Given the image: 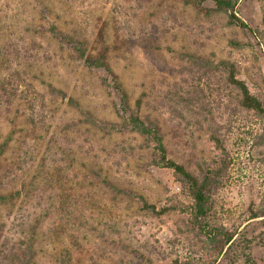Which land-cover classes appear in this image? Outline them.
<instances>
[{
	"label": "rangeland",
	"instance_id": "rangeland-1",
	"mask_svg": "<svg viewBox=\"0 0 264 264\" xmlns=\"http://www.w3.org/2000/svg\"><path fill=\"white\" fill-rule=\"evenodd\" d=\"M238 1L239 15L260 31L259 39L230 24L214 0H0V264L31 237L33 264H169L204 257V243L186 231L181 212L152 214L139 198L107 186L134 191L158 208L181 191L171 169L148 164L144 136L100 125L122 121L116 79L132 106L142 98L141 116L158 122L171 158L191 170L215 158L220 150L211 126L202 116L179 117L165 95L195 86L200 96L199 86L214 106L220 100L218 73L207 69L201 78L190 55L235 62L244 77L262 83L263 17L257 0ZM51 29L85 42L88 54L103 57L112 72L89 67ZM15 71L45 94V105L8 100L2 83ZM51 85L78 105L50 94ZM222 98L218 124L211 125L235 157L217 214L237 239L218 264L232 258L245 264L246 247L264 264V220L251 218L264 206V147L252 146L250 135L259 124L235 92ZM233 106L240 109L236 121Z\"/></svg>",
	"mask_w": 264,
	"mask_h": 264
},
{
	"label": "trees",
	"instance_id": "trees-1",
	"mask_svg": "<svg viewBox=\"0 0 264 264\" xmlns=\"http://www.w3.org/2000/svg\"><path fill=\"white\" fill-rule=\"evenodd\" d=\"M214 1L218 9L228 13L230 24L249 30L256 38H260V31L239 15L238 0ZM257 7L262 14V22L264 24V0H257ZM51 30L63 42L72 45L80 57L84 58L85 63L89 67L107 68L102 60L103 57L95 59L88 54L85 42L75 41L70 36L61 35L54 29ZM190 57L194 60L195 65L201 67V78L207 76V69L218 73L217 79L219 83L217 89L219 90L220 100L214 106V103L212 104L208 100L210 96L207 97L205 90L199 86L197 89L199 93H202L201 95L199 94L200 96L197 95L195 86L192 91L175 88L168 91L165 96L169 100V103H175V105H171V109L179 117L184 119L189 115L203 117V120L212 128L210 139L215 143L216 149L220 150V153L210 162L199 164L197 169L192 170L186 167L185 164L171 158L158 122L145 119L141 116L142 98H138L135 106H132L128 93L115 79V87L119 98V104H117L116 109L122 121L108 126H100L106 130L117 129L123 132H137L144 136L146 147L150 148L148 164L171 169L176 179L181 183V191H178V194L171 199L170 203L158 208L134 191L122 190L108 181L105 182L115 192L139 198L143 203V207L152 214L163 215L168 212L179 211L184 215L183 221L186 231L204 243L205 254L204 257L198 259L176 257L169 264H218L222 256L228 255L234 249L237 239V231L220 222L217 214L218 194L229 178L235 156L227 148L225 139L221 137L217 126L214 127L211 124H218L215 112L216 109L222 108L221 104L224 102L222 96L225 95L226 91L235 92L238 105L246 111V115H250L259 124V129L256 132L252 130L250 133L253 139L251 145L264 147V77L261 78L262 83L250 81L242 75L235 62L229 60L213 62L194 55H190ZM107 69L112 72L110 68ZM23 85L26 87L22 88ZM2 91L10 101L20 98L25 99L32 107L37 105L38 102L41 105H45V94L40 93L31 83L22 77L21 73L16 71L2 83ZM49 93L61 95L64 99L67 98V94L64 91L52 85L50 86ZM67 100L70 104L78 105L72 98H67ZM229 110L232 111L231 113L229 112L230 115L234 116V118L230 116L231 120L236 121V115L240 114V109L237 106H233ZM4 199L5 196H0V200ZM260 217H263L264 220V206L253 210L251 218ZM259 238L261 242H264V230L260 233ZM22 243L24 244V249H22L21 253H13L8 264H33L36 254L34 237ZM246 249L242 250L245 264H256L251 253L248 252L250 247H246ZM230 261L232 264H235L234 258Z\"/></svg>",
	"mask_w": 264,
	"mask_h": 264
}]
</instances>
